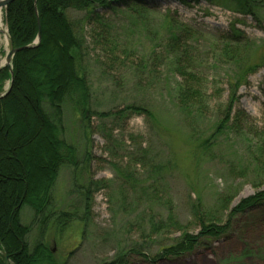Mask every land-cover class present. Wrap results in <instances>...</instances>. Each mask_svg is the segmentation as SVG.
<instances>
[{
  "label": "rangeland",
  "instance_id": "rangeland-1",
  "mask_svg": "<svg viewBox=\"0 0 264 264\" xmlns=\"http://www.w3.org/2000/svg\"><path fill=\"white\" fill-rule=\"evenodd\" d=\"M153 5L157 16L171 15L200 37L197 50L202 56L201 70L213 82L209 87L213 95L210 116L193 120L182 116L170 96V85L175 80L166 78L167 66L156 67L159 79H154L157 82L153 88L143 89L137 85L136 65L149 63L141 58L149 56L156 43L147 33V27L134 26L131 11H98L112 26L111 43L104 41L102 44L101 24L96 19L88 18L84 12H68L77 34L84 41L83 67L92 86L95 110L107 113L128 105H141L150 108L157 120L152 123L140 116L127 121L109 120L105 122V133H101L100 121L93 118L94 133L88 141L79 114L72 104L65 105V138L76 146L81 162L89 152L90 163L76 172L68 167L62 169L53 194L54 216L46 226L36 221L28 208L21 217L22 223L31 227L27 238L29 245L33 247L39 241L48 245L57 264H104L116 260L121 253L128 255V264H152L133 252L141 250L153 258L160 245L172 243L180 235L149 237V219L167 218L168 203L173 204L181 224L196 234L199 227L193 216L195 206L225 221L233 207L264 190V185L253 175L247 156L248 142L258 134L264 136V66L239 90L237 109L246 115V134L241 137L221 135L208 149L202 145L218 120L214 111L228 97V69L215 63L212 48L235 27L251 44L249 57L257 61L264 56V11L260 28L252 17L236 13L235 7L228 2L185 6L172 0H157ZM3 14L2 70L8 68L5 67L6 58L11 51L5 11ZM159 21L157 29L161 25L166 31L165 22ZM157 29L152 27L153 31ZM164 31L161 30L162 35ZM119 56L128 58V63L117 60ZM149 70L143 74L140 68L137 73L155 78L148 74ZM8 71L12 75L9 68ZM10 84L11 79L7 78L0 84V96L9 90ZM218 89L224 91L221 100H218ZM28 120L30 128V114ZM139 145L147 152V160L149 157L164 170L153 172L149 165H135L134 160L140 156L137 155ZM89 180L103 184L95 189L92 207L87 213L84 189ZM154 182L159 183V195L150 188ZM63 213L76 218L65 229L57 224V218ZM157 264H264V215L261 219L252 214L239 217L227 237L207 242L182 259Z\"/></svg>",
  "mask_w": 264,
  "mask_h": 264
},
{
  "label": "trees",
  "instance_id": "trees-1",
  "mask_svg": "<svg viewBox=\"0 0 264 264\" xmlns=\"http://www.w3.org/2000/svg\"><path fill=\"white\" fill-rule=\"evenodd\" d=\"M155 1L157 0H15L6 8L5 23L10 47L21 50L12 60L13 75L8 74V68L0 73V84L6 78L11 79L10 92L0 99V264H6V256L9 264H57L54 252L48 245L41 241L33 247L29 245L27 238L31 227L25 226L21 217L24 209L28 208L33 212L35 220H40L46 226L54 216L53 194L62 169L68 167L76 172L86 168L85 163H90L91 154L86 152L85 160L81 162L78 149L65 138L63 117L67 103L72 104L79 114L88 141L94 133L93 118L100 121L98 128H101V133H105V122L109 120L127 121L133 116L144 117L152 123L157 120L150 108L141 105H128L107 113L95 110L92 86L83 67L84 41L77 34L68 12H84L88 18L96 19L101 24L102 44L104 41L111 43L112 26L100 17L98 11H131L135 18L134 26L144 29L147 27V33L156 43L151 54L141 58L143 62L149 63L136 65L138 70H143V74L153 68L148 74L155 78L149 75L145 77L137 73V70V85L143 89L153 88V84L159 79L156 67L167 66L169 71L166 78L173 77L175 80L170 85V96L182 116L188 120L210 116L213 95L210 94L209 87L213 82L201 70L202 56L197 50L200 37L171 15L157 16V9L153 5ZM172 1L185 6L202 2H228L235 7L236 13L252 17L262 28L264 0ZM158 19L165 22L166 31L161 25L157 29V24L160 23ZM152 27L157 30L153 31ZM161 30L165 32L164 35ZM39 34L40 42L36 45ZM251 50L250 42L235 27L212 48L215 63L228 69V97L214 111L218 120L209 139L202 142L206 149L221 135L235 134L241 137L246 134V115L237 109L239 90L247 86L249 79L264 66V56L257 61L251 60ZM122 57H117V60L128 63V58L120 60ZM217 93L218 100H221L224 91L218 89ZM29 114L32 123L30 128ZM107 136L110 137L109 134ZM255 138L248 142L247 156L253 175L264 185V136L258 134ZM137 151L140 156L134 160L135 165H149L153 172L164 170L149 160V157L147 160V152L142 145H139ZM101 184L103 183L100 181L89 180L84 189L87 213L91 210L95 189H99ZM150 188L155 195H159V183L154 182ZM168 205L167 218L149 219V237L157 239L173 233L180 235L172 243L160 245L153 258H149L141 250L133 252L152 264L182 259L207 242L227 237L233 232L234 222L239 217L252 214L261 219L264 215V190L257 191L233 207L225 221L221 216L209 215L195 206L193 216L199 227L196 234L190 233L181 224L175 215L173 204ZM57 220L59 228L65 229L76 218L63 213ZM128 263V255L121 253L116 260L104 264Z\"/></svg>",
  "mask_w": 264,
  "mask_h": 264
},
{
  "label": "water",
  "instance_id": "water-1",
  "mask_svg": "<svg viewBox=\"0 0 264 264\" xmlns=\"http://www.w3.org/2000/svg\"><path fill=\"white\" fill-rule=\"evenodd\" d=\"M15 0H0V9L1 8H4V9H6L10 4H12L13 2H14ZM39 42H40V34H39V37H38V40H37V44H39ZM21 49H19V50H11L10 52H9V54L7 55V58H6V66L5 67H8L9 68V70L11 71V74L13 75V73H12V66H11V63H12V59H13V57H14V55L18 52V51H20ZM4 67V68H5ZM1 70L2 69H0V73H1ZM10 89H11V85H10V87H9V90L4 94V95H2V96H0V99L1 98H3V97H5V96H7L8 95V93L10 92ZM5 263L6 264H9V258L6 256L5 257Z\"/></svg>",
  "mask_w": 264,
  "mask_h": 264
},
{
  "label": "bare ground",
  "instance_id": "bare-ground-1",
  "mask_svg": "<svg viewBox=\"0 0 264 264\" xmlns=\"http://www.w3.org/2000/svg\"><path fill=\"white\" fill-rule=\"evenodd\" d=\"M4 10H5L4 8L0 9V31H2L3 28H4L3 27V16H4L3 13H4ZM0 65H3V63L0 62Z\"/></svg>",
  "mask_w": 264,
  "mask_h": 264
}]
</instances>
